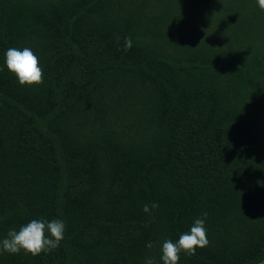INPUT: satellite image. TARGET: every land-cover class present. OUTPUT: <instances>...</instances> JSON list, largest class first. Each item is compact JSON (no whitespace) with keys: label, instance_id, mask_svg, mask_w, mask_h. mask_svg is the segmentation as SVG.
I'll return each instance as SVG.
<instances>
[{"label":"trees","instance_id":"1","mask_svg":"<svg viewBox=\"0 0 264 264\" xmlns=\"http://www.w3.org/2000/svg\"><path fill=\"white\" fill-rule=\"evenodd\" d=\"M25 47L40 85L6 67ZM0 69V240L66 225L57 249L0 264H163L197 218L209 244L179 264L264 261L257 0H0Z\"/></svg>","mask_w":264,"mask_h":264},{"label":"clouds","instance_id":"2","mask_svg":"<svg viewBox=\"0 0 264 264\" xmlns=\"http://www.w3.org/2000/svg\"><path fill=\"white\" fill-rule=\"evenodd\" d=\"M261 10H264V0H257ZM132 47L130 38H125V50ZM5 64L12 72L21 86H33L43 83L44 73L40 66L38 56L28 47L23 49L9 48L5 53ZM3 69H0L2 71ZM159 205L153 203L151 209L158 208ZM145 213H150L149 205L143 207ZM207 214H204L206 217ZM66 225L62 220H32L23 225L19 230H10L7 237L0 240V252L18 254L23 250L33 256L41 253H48L57 249L64 239ZM207 230L205 220L197 218L190 230L179 236L177 241L166 239L161 247V260L163 264H179L180 254L183 252L189 256L196 253L197 248L208 246ZM148 248L153 245L148 243ZM145 264H154V260L149 258Z\"/></svg>","mask_w":264,"mask_h":264},{"label":"rangeland","instance_id":"3","mask_svg":"<svg viewBox=\"0 0 264 264\" xmlns=\"http://www.w3.org/2000/svg\"><path fill=\"white\" fill-rule=\"evenodd\" d=\"M260 264H264V261H263V262H261Z\"/></svg>","mask_w":264,"mask_h":264}]
</instances>
